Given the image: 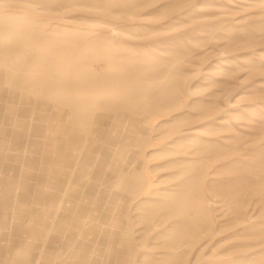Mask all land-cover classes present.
<instances>
[{"label": "rangeland", "instance_id": "obj_1", "mask_svg": "<svg viewBox=\"0 0 264 264\" xmlns=\"http://www.w3.org/2000/svg\"><path fill=\"white\" fill-rule=\"evenodd\" d=\"M0 264H264V0H0Z\"/></svg>", "mask_w": 264, "mask_h": 264}, {"label": "bare ground", "instance_id": "obj_2", "mask_svg": "<svg viewBox=\"0 0 264 264\" xmlns=\"http://www.w3.org/2000/svg\"><path fill=\"white\" fill-rule=\"evenodd\" d=\"M59 237V236H58ZM59 245V244H58ZM54 246H55V244H54ZM53 247V246H52Z\"/></svg>", "mask_w": 264, "mask_h": 264}]
</instances>
